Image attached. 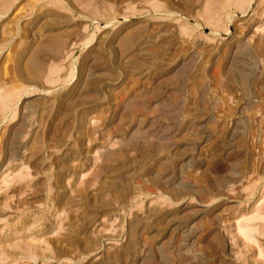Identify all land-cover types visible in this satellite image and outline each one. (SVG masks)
<instances>
[{"label":"rangeland","instance_id":"rangeland-1","mask_svg":"<svg viewBox=\"0 0 264 264\" xmlns=\"http://www.w3.org/2000/svg\"><path fill=\"white\" fill-rule=\"evenodd\" d=\"M0 264H264V0H0Z\"/></svg>","mask_w":264,"mask_h":264}]
</instances>
